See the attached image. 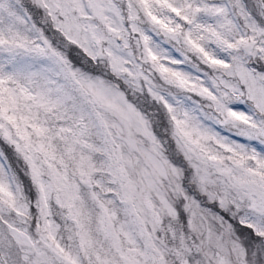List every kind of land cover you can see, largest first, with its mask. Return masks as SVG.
Here are the masks:
<instances>
[{"label": "snow or ice", "instance_id": "6c2138e0", "mask_svg": "<svg viewBox=\"0 0 264 264\" xmlns=\"http://www.w3.org/2000/svg\"><path fill=\"white\" fill-rule=\"evenodd\" d=\"M0 264H264V0H0Z\"/></svg>", "mask_w": 264, "mask_h": 264}]
</instances>
